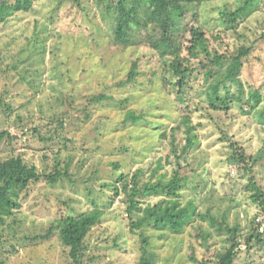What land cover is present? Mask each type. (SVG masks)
<instances>
[{
	"label": "rangeland",
	"instance_id": "obj_1",
	"mask_svg": "<svg viewBox=\"0 0 264 264\" xmlns=\"http://www.w3.org/2000/svg\"><path fill=\"white\" fill-rule=\"evenodd\" d=\"M116 1L78 0L75 6L34 0L28 13L0 23V130L14 136L0 143V161L19 155L40 174L68 173L52 185L39 180L22 193L20 209L0 224V260L72 264L56 232L32 239L62 218L98 210L102 215L85 239L82 264H139L144 254L153 264H214L227 244L224 233L196 215L209 211L240 227L235 264H264V247L244 244L257 226L264 236V212L251 199L250 186L253 181L264 192V0H199L197 22L208 37H219L215 47L252 50L235 81L224 79L227 67L218 70V96L229 98L227 111L210 108V82L199 75L186 112L164 88L155 57L142 47L113 46L109 7ZM182 20L194 18L185 13ZM134 62L135 81L119 85ZM253 90L261 103L251 110ZM100 94L112 99L87 101ZM129 111L142 120L124 123ZM185 114L196 143L183 154ZM234 146L252 158L249 169L231 162ZM175 173L181 206H196L193 219L164 218L131 230V200L140 208L155 204L160 198L146 193L145 185L166 184Z\"/></svg>",
	"mask_w": 264,
	"mask_h": 264
},
{
	"label": "trees",
	"instance_id": "obj_2",
	"mask_svg": "<svg viewBox=\"0 0 264 264\" xmlns=\"http://www.w3.org/2000/svg\"><path fill=\"white\" fill-rule=\"evenodd\" d=\"M72 5L79 6L78 0H68ZM251 0H245L249 4ZM34 0H0V23L6 22L17 13H28L33 7ZM196 5L199 0H117L109 9L112 11V44L114 47H142L155 57L161 65V81L164 88L174 96L175 101L186 112V104L192 89V80L199 75L203 76L205 83L210 82L209 88L214 98L210 99V108L214 110H228L229 98L219 97L218 88L223 79L218 78V70L227 67L226 80L235 81V71L241 66V61L251 53V48L240 47L238 50L220 51L214 42L219 40L216 36H207L206 32L197 22ZM185 13H191L194 21L182 23ZM138 65L132 64L126 79L119 85L134 82ZM103 94L93 96L87 101L90 104H100L110 100ZM247 103L254 110L261 103L260 94L257 90L249 92ZM264 122V109L260 114ZM142 120L141 115L133 111L126 113L124 123L136 124ZM181 123L186 127V144L181 149L187 153L196 142L194 127L190 126L189 116H182ZM179 128L172 129L171 149L175 147L174 132ZM165 133L162 134L165 137ZM8 131L0 130V143L14 139ZM231 155L232 163H239L243 168L249 169L248 165L252 158L246 156L243 151L234 146ZM240 150V151H239ZM256 161H253V165ZM251 168V167H250ZM251 170V169H250ZM179 174L175 173L172 180L166 184L145 185V192L159 197L160 200L151 206L140 208L136 200H131L128 214L136 211V219L130 225L131 230L140 229L162 219L181 220L187 222L196 214V206L189 202L181 206L178 200L177 190L180 188ZM68 177L67 170L55 169L48 174H40L34 166H28L21 156H13L0 161V224L5 218L12 217L20 209L22 193L33 183L44 180L48 184H55L59 179ZM120 176L118 181L123 179ZM137 177L132 178L135 185ZM253 189L251 199L264 212V192L251 181ZM117 189L115 188V191ZM117 195V194H116ZM102 213L94 210L79 216H67L56 221L49 227L44 235H39L32 240H44L54 232L57 233L60 244L68 249V257L72 264H82L84 242L93 227H95ZM207 222L208 226L218 234L226 235V246L216 255L214 264H235L240 242V227L235 224L230 226L225 217L219 221L209 211L196 214ZM201 235L198 233V236ZM210 237L204 236L205 241ZM244 244L251 248L254 244L264 247V236L259 226L253 228L245 235ZM194 261V258H191ZM0 264H4L0 260ZM139 264H153L145 254L140 258Z\"/></svg>",
	"mask_w": 264,
	"mask_h": 264
}]
</instances>
